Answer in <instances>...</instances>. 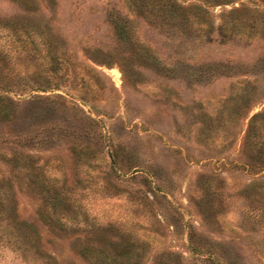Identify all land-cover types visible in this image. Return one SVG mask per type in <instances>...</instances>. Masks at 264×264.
<instances>
[{"label":"rangeland","instance_id":"374dc122","mask_svg":"<svg viewBox=\"0 0 264 264\" xmlns=\"http://www.w3.org/2000/svg\"><path fill=\"white\" fill-rule=\"evenodd\" d=\"M25 1L29 10L0 0V178L13 186L16 218L38 235L41 253L89 264L75 253L88 235L110 249L132 244L137 264H213L209 255L218 264H264L263 197L253 186L260 173L248 170L244 153L247 121L264 109V40L221 42L215 31L262 9L259 0L164 5L206 14L209 42L184 39L123 0ZM148 4L154 11L161 2ZM111 11L127 19L131 43L115 36ZM143 48L159 64L137 59ZM176 53L219 69L187 82L162 67ZM12 152L32 154L38 173L69 196L67 237L55 239L37 219L44 193L23 168L10 171L3 159ZM83 216L97 228L74 229ZM0 264L26 263L3 248Z\"/></svg>","mask_w":264,"mask_h":264},{"label":"trees","instance_id":"16d2710c","mask_svg":"<svg viewBox=\"0 0 264 264\" xmlns=\"http://www.w3.org/2000/svg\"><path fill=\"white\" fill-rule=\"evenodd\" d=\"M9 1L15 4L18 2L23 6L22 8L26 10L30 9L25 0ZM45 1L48 2L50 7L55 4L54 0ZM150 1L152 0H123L131 11H134L144 18L154 16L155 20L160 22V25L175 28L179 32V36L184 39L192 38L202 41V39L205 38V42L211 40L210 37L213 30L212 23L206 18L207 15H204L201 11H197L198 9L190 10L191 8H196L195 5H190L193 7L188 9H186V7H180L179 13L174 14L164 7L170 0H158L161 4L158 5L154 11L149 7L148 2ZM259 2L261 3L262 9H258L257 7L246 9V13L242 16H232L228 20H222V22L215 26V31L220 36L221 42L226 39L227 36L252 38L258 35L264 40V0H259ZM107 16L109 23L113 27L115 36L119 40L131 43L129 34L130 28L127 19L117 18L113 11L108 12ZM136 56L137 59L146 63L159 64L160 61L155 54L144 48L137 51ZM259 62L260 67L264 68V57L260 58ZM162 67L166 68L169 73L172 74L175 73V70H181L179 75L187 82L199 81L204 74L210 75L212 71L219 69L218 67H213L211 64L202 67V64H196L191 57H185L177 53L170 59L168 65H163ZM250 91L251 90L247 87L244 89L242 93L244 103L249 101ZM35 100L39 101L40 98L36 97ZM1 113H3L5 117H9L8 113L4 111H1ZM30 114L33 115L32 113ZM48 139L50 140V138H47V141H49ZM3 141L6 142L5 140ZM245 144L246 148L244 153L248 161H250L246 163V167H248L249 171H253L252 168L257 166L260 173L257 177L256 185L253 186H255V190L263 197L261 222L264 224V109L249 117L245 131ZM3 160L8 164L10 171L16 172V175L19 173V170L23 168L24 176L32 181L31 184L35 183L38 193H44L39 197L40 203L35 212L41 224L46 227V230L49 231L55 239L67 237V231L71 229V226H67L65 220L69 219V221H73L75 219V217L72 216L75 213L69 211V196L61 190L62 188L58 190L54 188L52 181L46 180V176L44 177L43 174L38 173L39 167L36 166L32 154L21 155L12 152ZM12 188L13 186L9 184L6 179L0 178V250L3 248L7 249L13 254L15 259H19L20 262L26 264L32 263L33 261H37V264H75L69 261V259H65L64 262L58 263L55 261L54 257L41 253L38 246V237H36L38 235L32 234L29 230V225L24 221H18L16 218L13 205L15 193ZM81 222V224H78L77 221L74 229L79 230L83 234H87L91 230L97 228L93 224L88 223L84 216ZM87 237L88 235H84L75 253L78 258L85 261L89 260V264H137L136 261H134V257L137 255L133 253L134 248L132 244H126L120 249L116 247L110 249L106 245L98 243L95 237ZM189 239H191V234ZM191 250L193 252L196 251V247L191 246ZM208 257L213 264H218L213 255H209ZM167 260L169 259L164 257L154 261L156 262L155 264L170 263ZM178 263H180V261L175 257L174 264ZM226 264H229V262Z\"/></svg>","mask_w":264,"mask_h":264}]
</instances>
